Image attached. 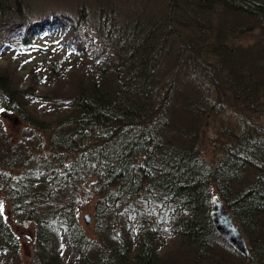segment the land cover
<instances>
[{
  "label": "trees",
  "instance_id": "1",
  "mask_svg": "<svg viewBox=\"0 0 264 264\" xmlns=\"http://www.w3.org/2000/svg\"><path fill=\"white\" fill-rule=\"evenodd\" d=\"M0 109V264H264V0H0Z\"/></svg>",
  "mask_w": 264,
  "mask_h": 264
},
{
  "label": "water",
  "instance_id": "2",
  "mask_svg": "<svg viewBox=\"0 0 264 264\" xmlns=\"http://www.w3.org/2000/svg\"><path fill=\"white\" fill-rule=\"evenodd\" d=\"M210 218L215 231L239 254L247 258L249 251L245 239L235 225L229 211L217 194L212 195ZM86 224L90 222L89 215L84 216Z\"/></svg>",
  "mask_w": 264,
  "mask_h": 264
},
{
  "label": "rangeland",
  "instance_id": "3",
  "mask_svg": "<svg viewBox=\"0 0 264 264\" xmlns=\"http://www.w3.org/2000/svg\"><path fill=\"white\" fill-rule=\"evenodd\" d=\"M18 61V59H16V62ZM35 60H28V61H24L21 64L22 72H27L31 65L33 64ZM2 121L5 125V127L9 130V131H14L19 129L22 124L20 122H18V120L14 117V116H3ZM6 211V216L7 219L9 220V209L8 207L5 209ZM79 220L80 222L83 224V226L86 228L87 232H91L92 231V224H93V208H92V203H88V204H84L81 205L79 207ZM85 215H89V220L90 222L88 224L85 223L84 221V216ZM14 231L16 232V234L18 235L19 239H20V243H21V254L23 256L24 261L27 262L29 256H30V239L32 238V229H31V225L29 224H25V225H12Z\"/></svg>",
  "mask_w": 264,
  "mask_h": 264
},
{
  "label": "snow or ice",
  "instance_id": "4",
  "mask_svg": "<svg viewBox=\"0 0 264 264\" xmlns=\"http://www.w3.org/2000/svg\"><path fill=\"white\" fill-rule=\"evenodd\" d=\"M3 110L2 109H0V112H2Z\"/></svg>",
  "mask_w": 264,
  "mask_h": 264
}]
</instances>
